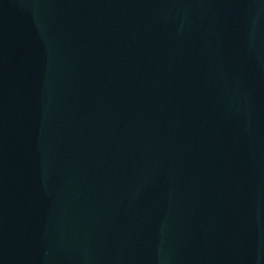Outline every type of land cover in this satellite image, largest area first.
<instances>
[{"label": "water", "instance_id": "95a60500", "mask_svg": "<svg viewBox=\"0 0 264 264\" xmlns=\"http://www.w3.org/2000/svg\"><path fill=\"white\" fill-rule=\"evenodd\" d=\"M0 264H264V0H0Z\"/></svg>", "mask_w": 264, "mask_h": 264}]
</instances>
